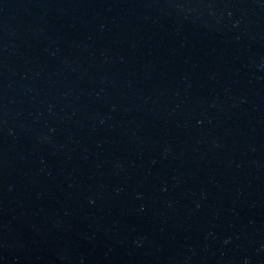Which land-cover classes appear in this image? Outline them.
<instances>
[{
	"label": "water",
	"instance_id": "obj_1",
	"mask_svg": "<svg viewBox=\"0 0 264 264\" xmlns=\"http://www.w3.org/2000/svg\"><path fill=\"white\" fill-rule=\"evenodd\" d=\"M0 264H264V0H0Z\"/></svg>",
	"mask_w": 264,
	"mask_h": 264
}]
</instances>
